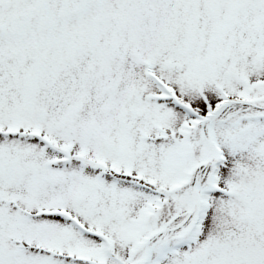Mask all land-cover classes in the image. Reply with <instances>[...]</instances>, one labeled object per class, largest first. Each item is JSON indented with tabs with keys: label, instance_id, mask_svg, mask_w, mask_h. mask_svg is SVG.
<instances>
[{
	"label": "snow or ice",
	"instance_id": "1",
	"mask_svg": "<svg viewBox=\"0 0 264 264\" xmlns=\"http://www.w3.org/2000/svg\"><path fill=\"white\" fill-rule=\"evenodd\" d=\"M0 264H264V0H0Z\"/></svg>",
	"mask_w": 264,
	"mask_h": 264
}]
</instances>
